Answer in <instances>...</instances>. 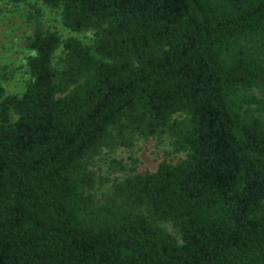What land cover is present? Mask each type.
<instances>
[{
  "label": "trees",
  "instance_id": "obj_1",
  "mask_svg": "<svg viewBox=\"0 0 264 264\" xmlns=\"http://www.w3.org/2000/svg\"><path fill=\"white\" fill-rule=\"evenodd\" d=\"M42 1L97 56L36 11L31 82L0 85V264H264V0ZM163 134L184 159L96 199L105 147Z\"/></svg>",
  "mask_w": 264,
  "mask_h": 264
},
{
  "label": "rangeland",
  "instance_id": "obj_2",
  "mask_svg": "<svg viewBox=\"0 0 264 264\" xmlns=\"http://www.w3.org/2000/svg\"><path fill=\"white\" fill-rule=\"evenodd\" d=\"M36 11L46 30L57 32L63 40L70 37L78 39L90 52L94 50L95 32L73 33L62 23L61 11L51 9L42 0H33L20 4L0 3V85L7 95L21 96L31 82L28 59L34 53L28 49L29 38L33 35ZM63 57V47L55 55L54 63ZM177 120L185 116L177 115ZM174 138L169 134L145 139L136 136L134 146L126 148L112 145L105 147L90 163V169L96 174L97 185L93 193L102 200L112 191L118 181L136 173L155 172L160 162H178L186 157L176 153ZM175 233L171 225H165Z\"/></svg>",
  "mask_w": 264,
  "mask_h": 264
}]
</instances>
